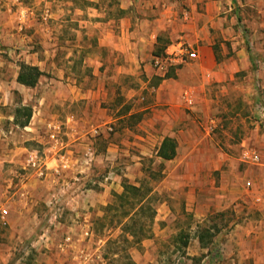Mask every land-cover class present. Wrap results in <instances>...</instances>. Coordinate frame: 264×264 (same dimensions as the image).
<instances>
[{
  "label": "rangeland",
  "instance_id": "1",
  "mask_svg": "<svg viewBox=\"0 0 264 264\" xmlns=\"http://www.w3.org/2000/svg\"><path fill=\"white\" fill-rule=\"evenodd\" d=\"M28 3L0 0V209L9 212L8 225L0 223V264H231L223 255L226 248L218 245L215 237L228 234L244 218L264 221L261 212L247 217L241 207L255 210L256 205L264 204V38L253 42L245 22L250 17L263 18L264 4L254 14L247 9L232 12L243 22L239 24L244 40L241 46L249 64L247 69L230 73L222 83L204 82L202 77L188 74L184 86L171 84L158 93L159 82L173 76V68L163 78L153 77L144 84L134 79L117 83L110 79L107 91L95 99L99 109L89 108L95 116L105 115L110 120L107 128L91 138L95 161L89 176L79 174L80 181L75 182L69 171L60 177L59 188H52L50 178L38 179L25 169V157L31 152L45 157L48 148L53 156L60 155L65 149L52 148L44 122L37 121L32 129L29 122L21 128L13 118L15 109L23 104L30 106L32 113L34 107L43 106L42 84L18 90L14 83L27 53L39 52L43 31L33 24L47 19L46 10L59 14L47 19L54 30L46 36L56 45L44 76L55 77L61 71L72 77L73 73L77 84L98 88L101 84L93 80L94 72L112 77L117 70L113 66L115 55L99 46L95 38L108 31L117 35L123 13L121 0ZM25 7L34 8L33 13L27 16L21 10ZM85 20L97 27L84 28ZM129 87L136 93L129 95ZM184 90L192 92L191 105L181 98ZM59 108L63 110L60 118L71 110L79 115L85 110L67 105ZM165 135L177 140L178 151L175 160L160 165L156 153ZM245 150L260 155V163L243 162ZM159 166L162 177L151 182L155 217L147 224L148 238L137 242L118 223L120 211L113 195L122 192L124 180L141 185L150 174L158 176ZM31 178L34 183L29 189ZM101 184L113 185L107 197L115 205L111 212H106V207L90 206L86 192L77 200L75 194L72 196L76 190L83 193L88 189L91 194L102 190ZM117 185L121 187L118 190ZM207 208L208 214L195 217L196 210L201 214ZM168 211L170 223L156 221L157 215ZM84 219L91 224L88 227L93 236H75L65 242V234L71 235L68 228ZM204 229L214 236L210 243L205 238L208 248L202 250L195 241ZM258 243L263 251L264 236Z\"/></svg>",
  "mask_w": 264,
  "mask_h": 264
},
{
  "label": "crops",
  "instance_id": "2",
  "mask_svg": "<svg viewBox=\"0 0 264 264\" xmlns=\"http://www.w3.org/2000/svg\"><path fill=\"white\" fill-rule=\"evenodd\" d=\"M28 1V4L32 6L38 0ZM32 1H35V3ZM41 1L46 2V0H39L40 3ZM263 4L264 0H121L120 9L124 13L120 19L118 34L108 31L107 35L101 34L102 36L95 38L99 46L108 48L115 55L113 66L117 70V75L111 77L107 73L94 72L93 75L96 78L93 80L101 84L98 88H95L96 85L84 88L79 83L77 84V78L73 73L70 77L61 71L55 74V77L42 76L41 78L46 80L45 83L39 80V84L44 86V96L40 101L43 106L34 107L29 128L32 129L31 125L38 121L44 122L45 127L48 124L60 126V133L65 130L61 133L62 138L59 137L58 148L65 149L64 153L60 155L63 154L62 156L69 161L71 166L68 171L60 170V156H53L49 152L51 149L48 148L44 157L48 169L47 177L44 180L50 178L52 181L50 186L57 188L60 177L69 171L72 178L77 174L89 176L91 163L95 161L94 147L92 146L94 141L91 138L95 130L97 132L102 131V128H107L110 121L109 117L105 115L100 118L92 114L91 110L97 111L99 109V105L95 106L98 104L95 99L100 98L102 92L107 91L106 85L109 84L110 79H113L115 83L121 79L123 81L124 79H134L140 84H144L149 83L153 77L163 78L152 66L155 57L154 52L157 49L162 52L169 51L175 44L184 42L196 48L198 54V58L193 62L182 67L173 68V76L159 82L158 93L166 86H171V84L184 86L186 84L184 78L188 74L202 77L204 82L222 83L227 80L226 78L230 76V73L247 69L248 57L241 46L244 40L241 37L239 28V24L243 22L236 15H232V12L242 9V13H244L247 9V12L250 11L251 14H254L255 10H258ZM21 10L28 16L33 13L34 8L25 7ZM60 11L63 12V10ZM47 13H49L48 16ZM44 15L47 19L59 16V14H54L50 10H46ZM251 18L245 20V22L251 29L250 38L254 42L257 39L264 38V15L263 18ZM47 19H43L44 22L41 24H33L35 27L38 25V30L43 31L39 38V52H28L25 61L29 65L37 66L42 72L48 70L47 65L53 61L55 56V43H52L50 36H46V34H52L54 29L51 27L52 23L49 24ZM83 24L84 28L97 27L93 25L91 20H85ZM218 44L223 52L220 51ZM255 44L257 45V43ZM215 48L219 58L218 61L216 60ZM36 54L40 55V58H35L34 55ZM59 79L66 82L59 81ZM14 83L17 85L18 90L21 88L27 89L18 84L16 80ZM128 90L129 95L136 93L133 87H129ZM66 105L69 109L85 107V110L82 115L71 110L72 112L70 111L65 118H60L59 114L63 110L59 107ZM64 136L66 140L63 139ZM164 137L174 138L171 135H165L161 137V141ZM28 155L29 153L26 155L25 160ZM34 177L36 176L34 175ZM32 181L31 178L28 182L29 189L33 187L34 182L32 183ZM101 186L103 187L102 190L95 191L92 194L90 193L91 190L88 189L84 190L83 193L76 190L72 196L75 194L77 200L80 197L79 194L86 192L90 198L87 201L90 206L110 207L111 202L107 197L113 185L101 184ZM118 188H121L120 185L115 186L116 190ZM28 193L30 194V192ZM241 207L246 209L245 215L247 217L249 213H255V211L261 212V215L264 214V204L256 205L255 210H251L252 206L242 205ZM209 210L207 208L201 214L196 210L195 217L205 216L209 213ZM157 216L156 221H168V223H170L172 217L170 211L165 212L163 216ZM89 225L91 224L87 222V219H84L83 222H74L73 226L68 228L71 235L68 234L67 236L84 238L87 233L88 236L92 237ZM263 227V220L253 222L248 218H244L242 224L236 225L226 235H217L214 241L219 243L218 245L222 248H226L223 255L231 264H264V250L258 249V239L261 240L264 236ZM66 234L64 237H66ZM195 242L200 244L198 237ZM187 251H189V248ZM148 253L149 250H147ZM206 258H209V256L207 255Z\"/></svg>",
  "mask_w": 264,
  "mask_h": 264
},
{
  "label": "trees",
  "instance_id": "3",
  "mask_svg": "<svg viewBox=\"0 0 264 264\" xmlns=\"http://www.w3.org/2000/svg\"><path fill=\"white\" fill-rule=\"evenodd\" d=\"M121 13H124L122 10ZM164 52V51H163ZM160 49L154 52V56H161L163 53ZM216 60L218 61V54L215 48ZM163 55V54H162ZM45 74L37 67L29 65L25 62L19 64V72L16 78V82L25 88H34L37 86L39 79ZM14 122L17 126L24 128L27 127L32 118V108L30 106H19L15 109ZM178 151V144L176 139L172 137H164L157 150L156 157L163 163L172 161L176 158ZM162 166H159V175H149V180L144 181L141 185L130 184L127 180L122 182V192L120 194H114L113 198L119 209L120 220L118 223L123 227V232L128 233L130 237L135 241L140 242L142 239L148 238L149 228L148 222H152L156 211L152 208V200L154 199V186L151 182H158L162 177ZM115 207L111 204L110 207H106V212H111ZM144 216V220L137 219V216ZM203 233L198 236L201 248H208V244L205 240L207 237L209 243L214 236L210 233V230H202ZM207 240V241H208ZM187 244L184 243V246Z\"/></svg>",
  "mask_w": 264,
  "mask_h": 264
},
{
  "label": "built area",
  "instance_id": "4",
  "mask_svg": "<svg viewBox=\"0 0 264 264\" xmlns=\"http://www.w3.org/2000/svg\"><path fill=\"white\" fill-rule=\"evenodd\" d=\"M198 58L197 50L194 49L191 45L179 42L172 46L169 51H165L161 56H155L153 58L152 66L153 69L161 76H165L171 68L182 67L190 62H193ZM182 100L188 105L192 104V92L186 90L182 92L181 95ZM61 128L60 126H55L54 124L47 125V134L50 142L52 143L53 149H58L59 146V136H60ZM97 130L94 131V134H97ZM60 156V164L59 169L62 171L70 170L69 161L64 158V156ZM242 160L248 164H259L260 156L254 150H245L241 154ZM25 169L32 171V173L36 176V178L44 180L47 177V171L45 164V158L38 155L37 152H31L27 156L25 160ZM73 181L79 182L80 177L79 174L75 175ZM247 187L251 184L250 182L246 183ZM8 210L0 209V223L3 226L8 225ZM88 237V234H85ZM65 242H69L71 240L70 236H66L64 238Z\"/></svg>",
  "mask_w": 264,
  "mask_h": 264
}]
</instances>
